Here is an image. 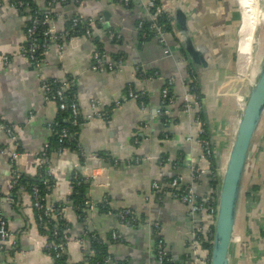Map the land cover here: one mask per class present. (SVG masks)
<instances>
[{
    "label": "crops",
    "instance_id": "crops-1",
    "mask_svg": "<svg viewBox=\"0 0 264 264\" xmlns=\"http://www.w3.org/2000/svg\"><path fill=\"white\" fill-rule=\"evenodd\" d=\"M158 1L173 15V31L164 34V43L155 35L142 38L139 34L138 22L149 19L142 0H134L133 5L117 0H33L40 11L53 14L56 31L65 30L76 16L92 21L90 36L79 32L52 43L33 62L24 54L29 11L0 0V122L15 136L12 139L0 127V215L11 232L6 242L0 240V264H55L44 249L47 237L30 208L28 191L11 182L12 167L30 181L40 170L49 174L51 182L43 198L58 208L55 213L59 211L66 222V264L92 263L97 254L92 239L103 243L108 264L159 263V239L169 254L168 263L191 264L192 234L206 232L209 216L170 196H159L152 184L165 186L177 177L180 185L193 186L198 199L214 197L212 170L202 155V143L196 141L202 132L199 105L196 109L190 104L186 110L182 106L190 75L184 45L189 37L206 61L191 66L198 74L209 130L206 140L215 153V183L219 184L247 96L239 99L236 88H224L238 6L236 0ZM178 10L184 14V25L177 20ZM95 48L107 62L121 59L120 69L92 70ZM145 72L156 75L149 78ZM170 77L175 78L174 103L165 108L161 89ZM65 79L75 88L82 116L94 111L106 115L83 121L76 148L63 147L57 153L52 130L61 112L56 102L45 98L42 82ZM129 90L142 93L143 100L130 97ZM46 143L50 147L40 168L39 154ZM13 152L18 153L15 158ZM195 168L205 173L193 180ZM78 176L85 179L86 199L98 204L85 213H77L70 198L72 181ZM124 208L136 213L137 224L115 217ZM113 231L120 234V241L111 240ZM203 239L204 244L209 241ZM228 260L229 264H264V110L241 180Z\"/></svg>",
    "mask_w": 264,
    "mask_h": 264
},
{
    "label": "built area",
    "instance_id": "built-area-1",
    "mask_svg": "<svg viewBox=\"0 0 264 264\" xmlns=\"http://www.w3.org/2000/svg\"><path fill=\"white\" fill-rule=\"evenodd\" d=\"M8 4H11L17 10H27L29 11L30 20L26 26V38L27 43L26 47L24 48V54L30 58L33 62L38 61V53L46 51L52 43H59L63 39H69L76 35V26L79 24L83 26L82 33L87 36L91 35V20H84L79 16L72 18L68 27L65 30L56 31L55 27L53 26V14L52 13H45L38 9L37 6L32 4V0H6ZM122 5H129L132 0H117ZM143 1V8L148 16L149 20V29L153 31L154 35L159 38L160 42L164 41V34L167 33V26L165 22H159L158 17L162 16L169 20L171 23L173 22V15L170 10H168L165 6H163L158 0H142ZM143 25V20L138 22V28L141 29ZM142 38H146V33H142ZM122 66L121 59L113 61H105L104 54L99 48H95L92 52V63L91 68L92 70L97 71H114L120 69ZM188 70L192 72L191 66H188ZM142 72V71H141ZM144 73V72H143ZM156 74H149L145 72V76L152 78ZM193 80H197V77L192 74ZM175 80L174 77H170L167 79L166 83L163 85L161 89V102L162 106L168 108L170 105L174 103V96L171 92V85ZM192 80V79H191ZM186 87L187 90L183 96V108L184 110L190 108V104H192L191 100H195L197 98L196 94L193 93L191 89L188 88L187 82ZM184 84V82H183ZM71 86V80L65 79L61 81L56 80H45L42 82V88L44 90L45 98L51 101L56 102L59 110L61 112H67L68 117L67 120L69 124L73 127L79 126L83 121L90 119L92 116L97 117H104L106 115L105 112L102 111H94L93 114H88L86 116H82L79 108L78 103L76 101V97L74 93L72 96L66 101V90H69ZM128 95L132 98L143 100L144 95L139 92H133L129 90ZM239 99H242V96H239ZM92 108H95V103L92 102ZM167 110V109H165ZM161 113V112H160ZM0 127L5 130V132L12 138L15 139V136L2 122H0ZM77 131L70 132L68 128L63 127L58 132V145H57V153H60L63 149L62 144L67 140L68 137L76 136ZM197 142L202 143L203 157H209L210 154L213 152L210 148V145L207 140L196 139ZM50 147L49 143L44 145L43 151L39 154V167L44 168L46 163L47 152ZM18 153L13 152L12 157L15 158ZM45 171V170H44ZM45 173L49 175L46 171ZM201 173H205V169L202 168H195L192 173L191 177L194 180L195 177ZM10 177L11 182L13 185H17L18 181L21 178V173L15 168L12 167L10 170ZM78 179V178H77ZM77 183H80V180H77ZM211 179L215 181L216 176L215 173L212 172ZM220 178H218L220 183ZM181 178H172L167 185H159L157 183H153L152 187L155 190V193L159 196H170L181 203L188 204L191 206V209L194 212L205 211L210 219L209 228L206 230L205 235L202 231L197 230L194 231L192 234V241L190 246V258L192 260L191 264H209L210 263V251L204 247V236L208 238L209 243L211 244L213 238V225L214 219L217 212V193L219 190V184H214L212 186V192L215 195L213 199L209 201H202L198 199L195 194L194 188L191 185H180ZM21 188H23L21 186ZM30 196V208L34 209L37 214V219L41 228L45 227V223L48 222L49 218L52 216L53 208L44 202V198L40 196V190L37 186H31V190L28 191ZM100 204V203H99ZM96 203H92L90 200H84V206L80 208L77 206V209L81 211V213H85L88 209H94L97 207ZM104 206L103 204H100ZM115 217L120 221L129 224L135 225L137 224L139 217L136 213L129 209L124 208L118 210L114 213ZM47 224V223H46ZM53 235H57L56 231L53 232ZM11 237V232L8 229L6 220L0 215V240L2 242H6ZM90 237V236H89ZM92 238L96 239L94 235L91 236ZM90 237V238H91ZM120 234L116 231L111 233V240L120 241ZM65 239L66 234L62 235V239L59 241H55L52 239H48L45 243L44 249L45 251L54 259H60L64 256L65 253ZM83 240L78 239V242L81 243ZM157 258L158 262L170 261L169 254L164 247L163 241L161 239L157 242ZM109 258L105 259V262H108ZM59 264H64L61 262Z\"/></svg>",
    "mask_w": 264,
    "mask_h": 264
},
{
    "label": "water",
    "instance_id": "water-1",
    "mask_svg": "<svg viewBox=\"0 0 264 264\" xmlns=\"http://www.w3.org/2000/svg\"><path fill=\"white\" fill-rule=\"evenodd\" d=\"M176 16L179 24L184 25V14L178 10ZM184 48L191 60L206 65L203 54L189 37L185 39ZM263 110L264 63L243 103L235 136L220 179L209 264H229V246L240 197L241 180L251 141Z\"/></svg>",
    "mask_w": 264,
    "mask_h": 264
},
{
    "label": "trees",
    "instance_id": "trees-1",
    "mask_svg": "<svg viewBox=\"0 0 264 264\" xmlns=\"http://www.w3.org/2000/svg\"><path fill=\"white\" fill-rule=\"evenodd\" d=\"M133 1L134 0H132L129 3V5H133ZM32 4L35 5L33 0H32ZM238 20H239V18H237L235 25H237ZM158 21L166 23V26H167L166 32L167 33L173 31V24L169 20H167L165 17L159 16L158 17ZM178 27L179 28H183L184 26L183 27L182 26H178ZM82 30H83V26L82 25L79 24L78 26H76V34H78L79 32H82ZM143 32L146 33V38L154 36L153 31H151L149 29V20H147V19L143 20V25H142L141 29H139V34L140 35ZM39 55H40V53H38L37 56H39ZM189 60H190V66H191V63L193 65L197 66L196 62H194L191 59H189ZM193 65L191 66L192 72L190 70H188V73L190 75H189V79L187 81V86L197 96V98L195 100H192L193 102H191L193 104V108L197 109V106L199 105V110L197 111V116L199 118V122L201 123L202 132H200V134L197 137V139H202V140L205 139L206 140L207 137L209 136V130H208V126H207L208 125L207 124V117H206L204 108H202L201 93H200L201 91H200V88H199V81H198V76H197L198 74H197V71L193 68ZM192 74L197 77L196 81L193 80ZM74 91H75V88L73 86H70V89L66 90V95H65L66 101L72 96ZM60 114H61L62 118H61V120H57V123H55V125L53 126V130H52V136H53L52 137V139H53L52 142L55 145H58V142H57L58 132H59V130L61 128L66 127V128L69 129L70 132L77 131V133H76L77 135H78V130H79V126L73 127V126H71L69 124V121L67 120V117H68V113L67 112H61ZM77 135L73 136V137H71V136L68 137L67 140L62 144V146L63 147H71L73 149L76 148V142H77L76 137H77ZM202 148H203V145H202ZM202 152H204L203 149H202ZM214 157H215V153L214 152H212L209 157H205V160L207 161V163L209 165L208 167H209L210 170H212V172H214L215 166L217 165V161L214 159ZM40 171H41L40 174L37 175V177L34 180H31V181L29 180V178H26L24 176V174H21L20 180L18 181L17 185H15L16 188H19V187L22 186L26 191H30L31 190V186L32 187L33 186H37L39 188V190H40V196L43 198L45 193L48 191V185L51 182V178H50L49 175H47L45 173L44 170H40ZM77 180H80V183H77L76 181H72V192H71L70 198H71L72 204L76 208L77 213H79L81 211L79 209H77V206L82 208L84 206V200L86 199V197H85V187H86L85 185H86V183L84 182L85 179L82 176L81 177L78 176ZM27 182H29V184H27ZM210 182H212L211 183L212 186L214 184H216L215 181L212 180V179H211ZM253 188H254V190H257L258 186H254ZM214 197H215V195H214ZM54 209L56 211L58 210V208H54ZM55 210H53V212H52L53 216H51L49 218L48 222H46L47 224L45 223V227L44 228L40 227L38 219H37V222H38V227H39L40 231L43 232L48 239L50 238L52 240L59 241V240L62 239V235L64 234V228L66 226V222L64 221L63 218H59V216H60V215H58L59 211L56 214ZM34 212H35V215H36V218H37L36 211L34 210ZM54 231H56V234H57L56 236L53 235ZM92 243H93V250L97 254H96L95 257H93L92 263H90V264H96V263H98V264H108V263L105 262V259L108 257L109 254L106 253L103 243L101 241H99V240H93V239H92ZM204 247L207 248L210 251L211 244L209 243V241L205 242ZM64 259L65 258L63 256L60 259L54 260L55 264H59L61 262H64V264H66ZM80 264H83V263H80ZM119 264H122V263L119 262ZM155 264H170V263H168L167 261H164V262H161V263H157L156 262Z\"/></svg>",
    "mask_w": 264,
    "mask_h": 264
},
{
    "label": "rangeland",
    "instance_id": "rangeland-1",
    "mask_svg": "<svg viewBox=\"0 0 264 264\" xmlns=\"http://www.w3.org/2000/svg\"><path fill=\"white\" fill-rule=\"evenodd\" d=\"M236 3L239 20L235 28L228 78L224 81V88H236L238 95L244 97L264 63V16L261 18L262 12L264 13V0H236ZM242 91L245 93L241 94Z\"/></svg>",
    "mask_w": 264,
    "mask_h": 264
},
{
    "label": "bare ground",
    "instance_id": "bare-ground-1",
    "mask_svg": "<svg viewBox=\"0 0 264 264\" xmlns=\"http://www.w3.org/2000/svg\"><path fill=\"white\" fill-rule=\"evenodd\" d=\"M261 16H264V13L262 12V14H261ZM241 23H242V18H241ZM263 23V22H262ZM261 24V23H260ZM241 27V26H240ZM239 32H240V30L238 31V35H239ZM259 73H260V71H259ZM259 73H257L258 75H257V77L259 76ZM256 77V78H257Z\"/></svg>",
    "mask_w": 264,
    "mask_h": 264
}]
</instances>
